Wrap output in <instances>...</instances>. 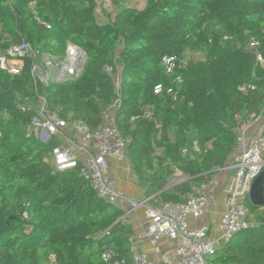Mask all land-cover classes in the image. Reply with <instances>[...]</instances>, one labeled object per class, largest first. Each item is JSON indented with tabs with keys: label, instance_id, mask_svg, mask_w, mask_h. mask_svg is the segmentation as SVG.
I'll return each mask as SVG.
<instances>
[{
	"label": "trees",
	"instance_id": "obj_1",
	"mask_svg": "<svg viewBox=\"0 0 264 264\" xmlns=\"http://www.w3.org/2000/svg\"><path fill=\"white\" fill-rule=\"evenodd\" d=\"M124 1L114 0L101 22L95 0H0V53L27 41L55 57L69 44L87 54L82 75L61 83L34 85L30 58L15 61L20 75L0 69V264H49L52 256L56 264H111L106 252L130 261L124 211L99 198L79 168L60 172L46 162L55 139L43 144L28 136L40 98L50 113L92 130L119 101L115 125L128 142L131 170L147 197L165 202L185 201L192 184L226 167L236 153V129L264 106V67L247 50L254 38L264 58V0H145L144 7ZM196 52L201 57L176 73L181 84L164 72L165 56ZM158 85L161 95L154 93ZM242 86L256 89L242 93ZM176 168L189 181L166 190ZM254 220L208 260L262 264L264 215Z\"/></svg>",
	"mask_w": 264,
	"mask_h": 264
},
{
	"label": "built area",
	"instance_id": "obj_2",
	"mask_svg": "<svg viewBox=\"0 0 264 264\" xmlns=\"http://www.w3.org/2000/svg\"><path fill=\"white\" fill-rule=\"evenodd\" d=\"M96 15L102 22L105 13L112 12L114 0H95ZM35 21L50 28L49 24L42 21L35 14ZM260 44L252 38L247 50L255 54L257 62L264 67V58L259 52ZM201 53L196 52L183 57L165 56L161 66L168 76H174V82L182 83L178 71L185 70L192 59H199ZM30 58L33 60L31 76L34 85L38 83L48 85L52 82L61 83L69 78L81 75L87 61L86 52L75 44H69L65 55L62 57L51 56L37 51L29 42L23 41L12 45L0 53V69L10 75H20L21 70L15 65L16 60ZM109 75L114 74V68L105 66ZM119 81V77H116ZM256 87L242 86L239 91L247 93ZM164 86L158 85L154 89L156 95H161ZM173 100H177V92L172 88L167 89ZM41 104L37 108V117L28 129V136L47 144L55 138L62 137L67 141L66 146L56 145L50 152L46 162H51L55 170L64 172L80 169V176L91 184L99 198L117 206L124 211L120 221L129 225L128 213L138 207L144 208V224L136 236L130 238V261L116 258L113 252H106L103 259L111 264H214L208 259L233 238L253 227L256 222L245 200L255 179L264 171V134L257 130L264 128V106L255 118L241 123L236 129V153L230 161L229 168L233 170V180L224 189L225 198L221 220L214 225H196L191 227L189 219L196 221L202 219L210 206L211 197L222 187L219 174H213L200 183L192 184V193L182 202H165L157 196L146 197L139 201L127 198L117 189L118 174H110L111 161L114 160L118 171L129 173L128 142L115 125V112L119 107L117 101L103 116L102 124L92 130L83 120L68 122L48 111L46 101L40 98ZM147 119H152V112L145 114ZM79 137V143L69 138L67 130ZM1 136V132H0ZM210 149L211 145L208 144ZM76 149L87 156L79 161L73 154ZM194 152L201 154L200 146L194 144ZM187 156V150L182 151ZM218 169L217 171H221ZM177 168L175 169V173ZM177 175V174H175ZM187 180L189 178L185 176ZM250 200V199H249ZM25 219L29 220L27 214ZM31 228L26 232H30ZM163 242L168 245L163 246ZM139 244H149L152 258L139 251ZM49 264H56L55 258H50ZM264 264V262L262 263Z\"/></svg>",
	"mask_w": 264,
	"mask_h": 264
},
{
	"label": "crops",
	"instance_id": "obj_3",
	"mask_svg": "<svg viewBox=\"0 0 264 264\" xmlns=\"http://www.w3.org/2000/svg\"><path fill=\"white\" fill-rule=\"evenodd\" d=\"M146 5L145 0H138V4H134V6L137 7H144ZM111 12L105 13V18L108 16ZM257 132H260V134H264V128L261 127L257 130ZM67 135L69 138L74 139L76 142L79 143V137L75 136L71 129L69 128L67 130ZM57 141V145H63L66 146L67 141L63 139L62 137L55 138ZM73 154L77 157L79 161H83L85 157L87 156L86 153H82L76 149H74ZM130 164H124L122 168L128 167ZM230 164H228L226 167L222 168L221 171H217L215 174H219V177L222 180V187L219 188V190L211 197V202L209 209L206 213V215L196 221L192 218L189 219V223L191 227H195L196 225H214L220 222L221 220V214L223 211V201L225 198L224 189L229 186V183L233 180V170L229 168ZM111 173L110 174H118L117 176V189L122 192L127 198L139 201L141 199L146 198V188L141 184H139V181L135 177L132 170L127 174L125 172L118 171V166L116 165V162L114 160L111 161ZM176 176H186L181 170L177 168ZM187 178H185L182 181H179L173 185L167 186L166 190H171L174 187L187 182ZM263 211V212H262ZM262 212V213H260ZM259 214L264 215V210H260ZM129 220V227L132 230V236H136L139 232L142 231L143 228H145L144 224V208L138 207L134 210L129 211L128 215ZM163 246H167L168 244L166 242H163ZM139 251L142 253H146L150 258H152V250L149 246V244H139L138 245Z\"/></svg>",
	"mask_w": 264,
	"mask_h": 264
},
{
	"label": "water",
	"instance_id": "obj_4",
	"mask_svg": "<svg viewBox=\"0 0 264 264\" xmlns=\"http://www.w3.org/2000/svg\"><path fill=\"white\" fill-rule=\"evenodd\" d=\"M81 75L75 78H78ZM249 199L252 206L264 208V171L253 182L249 193Z\"/></svg>",
	"mask_w": 264,
	"mask_h": 264
},
{
	"label": "rangeland",
	"instance_id": "obj_5",
	"mask_svg": "<svg viewBox=\"0 0 264 264\" xmlns=\"http://www.w3.org/2000/svg\"><path fill=\"white\" fill-rule=\"evenodd\" d=\"M125 2V5L127 6V5H134V4H138V0H125L124 1ZM16 63H18V62H16ZM38 142V141H37ZM49 165L53 168V169H55L53 166H52V164H51V162L49 161ZM186 177L185 176H172L171 178H170V182H169V184H168V186H170V185H173V184H175V183H177V182H179V181H182V180H184ZM144 185H142V187H143ZM145 187V186H144ZM167 188V187H166ZM245 202L248 204V205H250L251 204V202H250V200H249V198H246V200H245ZM263 212V211H262ZM262 212H260V213H262ZM259 213V211H255L254 212V214H253V217L255 218V216L257 215Z\"/></svg>",
	"mask_w": 264,
	"mask_h": 264
}]
</instances>
